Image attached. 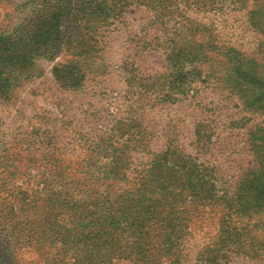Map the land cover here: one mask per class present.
I'll list each match as a JSON object with an SVG mask.
<instances>
[{
  "label": "rangeland",
  "instance_id": "rangeland-1",
  "mask_svg": "<svg viewBox=\"0 0 264 264\" xmlns=\"http://www.w3.org/2000/svg\"><path fill=\"white\" fill-rule=\"evenodd\" d=\"M1 43L28 59L0 92V264H264L263 208L224 240L218 200L264 176V0H0ZM239 61L258 82L226 84ZM159 158L214 187L191 200L166 170L169 242L137 218Z\"/></svg>",
  "mask_w": 264,
  "mask_h": 264
},
{
  "label": "trees",
  "instance_id": "trees-1",
  "mask_svg": "<svg viewBox=\"0 0 264 264\" xmlns=\"http://www.w3.org/2000/svg\"><path fill=\"white\" fill-rule=\"evenodd\" d=\"M259 25V23H258ZM57 25H52L48 30L51 31L55 29ZM43 36L45 33L42 34ZM0 92L5 91V84L7 83V76L14 68L23 67L24 63L27 62L26 60L28 57H26V51L24 49L14 50L10 45L6 46L3 43L0 45ZM11 47V48H10ZM51 52L48 49H44L43 54ZM240 63L237 66H233L231 71L226 72V84H231V87L237 88L244 85H250L252 86L255 82H258V75H260L259 68L260 64L256 65L253 61H248L247 64H244L243 62L239 61ZM251 63V65H250ZM262 70V69H261ZM67 73V71H65ZM69 73V72H68ZM70 74V73H69ZM248 94V93H247ZM249 95L245 96V99ZM256 100V99H254ZM130 137V134H127L126 136ZM255 140H257L255 138ZM179 160H181L180 165L177 166ZM176 161H167L166 159L159 158L152 162L150 171L152 172L153 177H136L137 184H139L140 188L144 185L146 182H151L152 187L154 188L153 191L150 193L141 192V195L146 194H152L151 196L145 197L144 200L139 202V205H141L142 211L141 214H138L137 218H156L160 217V214H162V219L160 220V224L167 227V229H164L165 232L169 230L166 234L167 242L170 241V234H173L176 231V227L179 225L175 222L180 221L178 219V213L174 211V209L177 206V194L174 193L177 187H174V185L171 183L172 181L169 180V176H173V172H178V170L181 172L180 176L182 177V185L181 189L184 191V189H188V193H186V197L191 196V200L199 199L200 196L203 195H209L211 191L214 189L213 187V181L210 178V172L205 173L204 167L203 169L199 170L197 168V165H193L191 167H187V169H184L185 163L182 161V159H179ZM262 165V164H261ZM261 165L259 167H261ZM167 169H170L172 173L168 174L165 173ZM198 169V170H195ZM262 170V168H259ZM149 171V172H150ZM174 177V176H173ZM255 179L258 181L259 186H255L254 184H251V188L246 186V189H242L243 195L237 196L236 198H228L227 201L225 199V194H222L218 197V200H221V202H225L222 204V209L224 211L223 219L220 221L221 224V235L224 236V240H231V235H236L235 237H238L236 233L233 232L235 230L233 227V230L231 229L230 225V214L232 210H237L239 208H243L242 211L246 212L251 210L252 208H263L262 212H264V207L262 206V203L264 202V176L262 172H256ZM143 180V181H142ZM181 182V181H180ZM171 183V184H170ZM179 183V181H178ZM245 185H248V180H245ZM245 190V192L243 191ZM158 192V197L155 198L153 196V193ZM207 196H205L206 198ZM204 196L201 200H205ZM212 201V199H209L208 204ZM125 209L128 210V207L125 206ZM173 211V212H172ZM127 219L130 217H126ZM143 221V220H142ZM146 222V221H144ZM225 222V224H223ZM227 222V223H226ZM137 223L142 224L141 221L137 220ZM138 226V225H137ZM140 227V226H138ZM179 228V227H178ZM177 228V229H178Z\"/></svg>",
  "mask_w": 264,
  "mask_h": 264
}]
</instances>
